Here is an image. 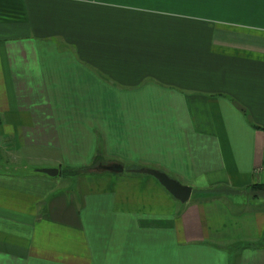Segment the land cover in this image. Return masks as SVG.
<instances>
[{"label": "crops", "instance_id": "obj_1", "mask_svg": "<svg viewBox=\"0 0 264 264\" xmlns=\"http://www.w3.org/2000/svg\"><path fill=\"white\" fill-rule=\"evenodd\" d=\"M257 183L264 0H0V264H264Z\"/></svg>", "mask_w": 264, "mask_h": 264}, {"label": "water", "instance_id": "obj_2", "mask_svg": "<svg viewBox=\"0 0 264 264\" xmlns=\"http://www.w3.org/2000/svg\"><path fill=\"white\" fill-rule=\"evenodd\" d=\"M95 169L111 171L113 173H123L125 171L136 174H149L154 176L177 200L187 202L192 195L193 188L190 185L183 184L180 180L170 176L166 172L152 167H125L123 164L114 162L109 164H101ZM37 173L56 177L61 174L58 167H39L33 168Z\"/></svg>", "mask_w": 264, "mask_h": 264}, {"label": "trees", "instance_id": "obj_3", "mask_svg": "<svg viewBox=\"0 0 264 264\" xmlns=\"http://www.w3.org/2000/svg\"><path fill=\"white\" fill-rule=\"evenodd\" d=\"M256 128H260L259 126H256ZM100 160L98 157L94 161V163L90 166H85L81 168H65L61 172H67L69 174H80V173H89L91 172L92 169H95L97 166L101 164H106L107 161ZM104 171V170H102ZM257 190H264V183H257V184H252L244 189H235V188H229V187H222V188H217L214 190L215 196L220 195L222 197L223 194L220 192H223L224 194L227 193L228 195H237V194H247L251 191H257ZM253 198H258L259 195L255 192L254 195L252 196ZM234 199V198H233ZM235 201V200H234ZM238 202V201H237ZM232 204V203H231ZM233 205V204H232ZM234 206V205H233ZM235 207V206H234ZM243 208V207H242ZM241 209V208H238ZM264 246V237L255 243H251L248 246L245 247H262Z\"/></svg>", "mask_w": 264, "mask_h": 264}, {"label": "rangeland", "instance_id": "obj_4", "mask_svg": "<svg viewBox=\"0 0 264 264\" xmlns=\"http://www.w3.org/2000/svg\"><path fill=\"white\" fill-rule=\"evenodd\" d=\"M109 163H114V161H107L106 162V164H109ZM255 192L259 195L258 198L252 197ZM211 193H213V192H211ZM220 193L223 194L222 198L229 201V203H232L235 206V208H237V209L242 208V207H245V208L249 207L250 208V207H254V206L264 208V190L251 191V192L244 194V195H242V194L228 195L227 193H225V194L223 192H220ZM209 195L214 196L215 194H209Z\"/></svg>", "mask_w": 264, "mask_h": 264}]
</instances>
